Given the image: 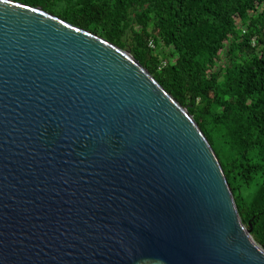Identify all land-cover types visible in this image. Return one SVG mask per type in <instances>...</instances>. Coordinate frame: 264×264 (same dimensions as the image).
<instances>
[{
    "label": "water",
    "instance_id": "obj_1",
    "mask_svg": "<svg viewBox=\"0 0 264 264\" xmlns=\"http://www.w3.org/2000/svg\"><path fill=\"white\" fill-rule=\"evenodd\" d=\"M0 264H264L189 114L128 50L0 0Z\"/></svg>",
    "mask_w": 264,
    "mask_h": 264
},
{
    "label": "trees",
    "instance_id": "obj_2",
    "mask_svg": "<svg viewBox=\"0 0 264 264\" xmlns=\"http://www.w3.org/2000/svg\"><path fill=\"white\" fill-rule=\"evenodd\" d=\"M12 1L128 50L187 107L218 157L242 223L264 249V0ZM224 51L228 60L219 66Z\"/></svg>",
    "mask_w": 264,
    "mask_h": 264
},
{
    "label": "rangeland",
    "instance_id": "obj_3",
    "mask_svg": "<svg viewBox=\"0 0 264 264\" xmlns=\"http://www.w3.org/2000/svg\"><path fill=\"white\" fill-rule=\"evenodd\" d=\"M238 22V20H236ZM162 51L163 53L166 54V57H169L170 54V50L167 47L162 46ZM226 51V50H225ZM224 51V53L222 55H220V60L218 61V65L221 66L223 65L225 62H227L228 58L226 56V52ZM170 58V57H169Z\"/></svg>",
    "mask_w": 264,
    "mask_h": 264
},
{
    "label": "built area",
    "instance_id": "obj_4",
    "mask_svg": "<svg viewBox=\"0 0 264 264\" xmlns=\"http://www.w3.org/2000/svg\"><path fill=\"white\" fill-rule=\"evenodd\" d=\"M148 46H149L150 48H154V43H153L152 40H149V42H148ZM166 65H167V63H166L165 61H162V62L160 63V65H159L158 69H161V68L165 67Z\"/></svg>",
    "mask_w": 264,
    "mask_h": 264
}]
</instances>
